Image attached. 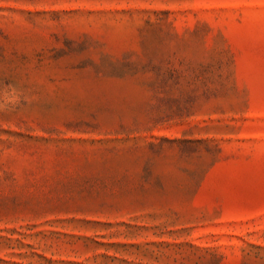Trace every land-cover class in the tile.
<instances>
[{"label": "rangeland", "instance_id": "1", "mask_svg": "<svg viewBox=\"0 0 264 264\" xmlns=\"http://www.w3.org/2000/svg\"><path fill=\"white\" fill-rule=\"evenodd\" d=\"M0 264H264V0H0Z\"/></svg>", "mask_w": 264, "mask_h": 264}]
</instances>
